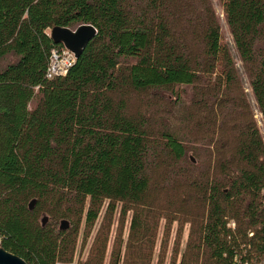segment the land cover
Here are the masks:
<instances>
[{
    "label": "trees",
    "instance_id": "trees-1",
    "mask_svg": "<svg viewBox=\"0 0 264 264\" xmlns=\"http://www.w3.org/2000/svg\"><path fill=\"white\" fill-rule=\"evenodd\" d=\"M223 10L264 121V0H223ZM84 24L96 36L65 76L47 79L50 51L64 48L47 30ZM8 55L0 246L28 264L71 263L80 228L108 201L132 211L131 256L120 250L115 264H150L135 253L154 207L183 188L196 212L165 201L192 224L179 264H264V140L246 94L231 93L234 63L209 0H0V62ZM181 86L193 89L189 103ZM162 92L175 96L172 112L151 101L149 113L130 112L127 94ZM201 135L208 145L195 147ZM161 162L173 177L154 179Z\"/></svg>",
    "mask_w": 264,
    "mask_h": 264
},
{
    "label": "rangeland",
    "instance_id": "rangeland-1",
    "mask_svg": "<svg viewBox=\"0 0 264 264\" xmlns=\"http://www.w3.org/2000/svg\"><path fill=\"white\" fill-rule=\"evenodd\" d=\"M209 1L219 19L223 42L228 44L234 63L232 73L235 76V80L231 85V93L234 94L243 91L246 94L250 104L252 119L259 128L264 140L263 115L252 93L248 66L240 60L234 47L232 34L224 15L223 0ZM50 31L51 30L48 29L47 33L50 34ZM15 59V56L8 55L0 62V65L5 66L15 61ZM178 91L183 95L185 99H183V101L189 103V100L193 96V89L188 86H181L178 88ZM127 96L130 112H143L144 114L149 113L151 110L148 104L150 101L155 104V109L161 112H172L170 100L172 99L173 101L175 99V96H172L171 92H162L160 95H154L153 93H132L127 94ZM33 105L34 103L32 102L30 106ZM159 126H161V122L158 123V127ZM196 128L199 127L194 128V131L197 133ZM202 130L205 131L206 126H204ZM207 142L208 141H205L201 135L198 139L194 140L193 145L203 148L208 145ZM161 167L160 170L153 172L155 180L163 179V176L166 174L168 176H174L170 172L173 167L162 162ZM195 197L194 194L188 193L183 188L170 189L163 193L161 206L154 207V210L159 208L160 212L157 217L149 223V227L153 229L152 235L150 232H146V241L143 242L141 249L135 253V256L138 255V258L148 257L150 264H179L182 254L187 247L189 235L192 231V224L187 216L175 212L174 206H178L180 204L179 201L185 199V205L192 210V212H196L198 209L196 202H194ZM165 201L175 202L174 206L165 205ZM121 208V204H119L116 209L113 210L110 208L109 202L107 201L93 228L89 232H85L83 227L80 228L77 249L73 261L71 263L57 264H93L102 254L104 264H115L120 250L123 258L125 254L130 257L131 254L129 250H126V245L130 237L132 211L124 212ZM44 214L45 213H42L40 215V220ZM59 225L60 220H58L56 226L59 227ZM230 225L232 226L233 222H231ZM147 240L149 241L147 242ZM140 262L141 261L134 263L131 261V264H140Z\"/></svg>",
    "mask_w": 264,
    "mask_h": 264
},
{
    "label": "water",
    "instance_id": "water-1",
    "mask_svg": "<svg viewBox=\"0 0 264 264\" xmlns=\"http://www.w3.org/2000/svg\"><path fill=\"white\" fill-rule=\"evenodd\" d=\"M97 30L92 25H80L76 29L67 27H54L50 31V37L55 43H61L65 48L72 51L78 59L90 40L96 36ZM35 201L30 203L33 208ZM48 217L43 218V224ZM0 264H28L22 257L0 246Z\"/></svg>",
    "mask_w": 264,
    "mask_h": 264
},
{
    "label": "built area",
    "instance_id": "built-area-1",
    "mask_svg": "<svg viewBox=\"0 0 264 264\" xmlns=\"http://www.w3.org/2000/svg\"><path fill=\"white\" fill-rule=\"evenodd\" d=\"M76 60L75 54L67 48H53L49 55L46 78L53 79L65 76L70 68L75 65Z\"/></svg>",
    "mask_w": 264,
    "mask_h": 264
}]
</instances>
